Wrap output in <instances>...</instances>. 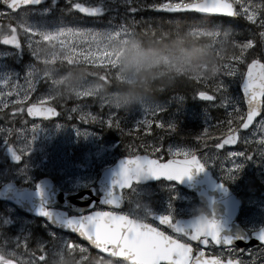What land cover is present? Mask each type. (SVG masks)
I'll return each instance as SVG.
<instances>
[{"label":"rangeland","instance_id":"rangeland-1","mask_svg":"<svg viewBox=\"0 0 264 264\" xmlns=\"http://www.w3.org/2000/svg\"><path fill=\"white\" fill-rule=\"evenodd\" d=\"M112 0H73V2L83 3L85 6H95L98 4L105 5L106 2ZM68 3L67 0H56L55 4L52 0H47L40 7L24 9L16 14H12L5 9L0 10V33L11 35L12 27H16L20 36L22 46L21 50H13L0 43V73L11 72L14 75L11 79L15 82L18 89H27L25 82V72L27 66L31 65V71L34 77L39 78L35 81L33 89L29 90V95L26 100H23L22 106L20 103L13 104L17 99V95L23 97V90L11 95L0 96V185L9 182H14L18 188H28L35 190L39 180L43 177L52 178L55 183L64 191H80L90 186L95 185L101 172L113 165L123 155L119 153L117 143L102 137V134L96 132L83 124L82 120H77L78 112H73L75 107L78 111L89 112L93 115L106 117V114L111 111L115 112L119 117H128L130 119H139L147 115L158 116L164 111L170 109L172 105L167 101H158L146 95L122 92L120 90L108 88L100 81L94 80L86 75L75 73L69 69L79 66H91L83 60H77L72 57L70 51L55 42L40 41L39 44L33 45V50L29 51L27 44L24 42V36L28 35L25 28L28 26L34 27L40 31H54L60 27H71L88 29L93 32H106L114 29L116 26L124 23L130 25L132 29L128 34L117 37L111 47L115 56V64L107 69L111 75L119 81L126 83H136L138 75L130 72H122L119 59L122 54L132 55L143 51L144 55L141 61L144 65L143 70H149L164 64L167 67H172L178 70L179 66L188 59L172 53H159L145 50L139 42V39L133 28L131 18L118 20L117 15V0L114 2V9L107 15L106 20L98 21V18H89L87 14L80 13L75 9L64 11L65 8L60 6V3ZM97 2V3H95ZM108 19V21H107ZM107 21V22H106ZM210 32L211 34H200ZM195 37H203L206 40L205 48L216 50L228 38L227 30L219 28V26H210L202 28L196 32H191ZM135 41V47L131 48V42ZM48 46L51 51L47 54H42L41 49ZM264 59V50L263 56ZM32 62H27L29 60ZM37 62L38 64H36ZM227 64L235 65V74L227 75V79L223 83V87L213 94L215 99L212 101L203 99L206 104L202 110L179 113L172 111L169 114V119L176 122L188 121L202 125L208 120L206 113L211 108L224 107L226 110L233 109L232 107L221 104L223 98L230 100H240L237 93L242 82V74L246 68H243L245 62L231 61ZM96 68H100L97 66ZM9 87L4 88L5 93L9 91ZM83 90H90L93 95L90 97L78 98L77 93ZM56 102L44 101L51 103L56 107L61 108V118L53 123L47 124L40 121H32L26 117V107L30 103L38 102L46 93ZM181 98V97H179ZM89 99H92L89 102ZM72 100L74 103L68 105L67 102ZM216 101H218L216 103ZM101 102L106 105L101 106ZM148 108L145 113L142 109ZM14 108H20V111L14 112ZM159 109L153 112V109ZM104 113V114H103ZM22 116V118H21ZM69 116L72 118L69 119ZM264 116V115H263ZM165 119V117H164ZM90 121V120H89ZM260 121V120H259ZM242 136H248L253 140L251 145L241 144V147L233 151H251L258 145L255 144V139L259 137V130L256 125ZM41 124V130L35 134V139L32 143L31 153L19 165L10 164L8 159L3 156V138L8 137L10 143L19 148L25 142L26 136H31V124ZM90 123V122H88ZM58 124L66 125L65 128L57 127ZM76 125L81 131L87 130L91 134L88 137L77 138L71 130V126ZM51 128L52 134H49ZM17 129H22V132H17ZM11 130V134H8ZM257 133L256 138H253L252 132ZM19 137V138H18ZM169 145H180L170 143ZM168 145V146H169ZM167 146V148H168ZM167 148L165 152L158 156L163 160L168 157ZM210 155L217 154L219 159L213 164L210 169L214 171L217 177H220L221 169L219 163L222 161L225 168L230 167V162L224 159L228 151L216 150L207 151ZM249 160L244 164L241 172L236 179L229 181L238 191L243 189L241 180L246 172V179L253 175L252 183L254 182L260 187L257 197L247 200L246 212L250 213L243 219L250 226V230H258L264 224V159ZM26 166V172L20 173L18 169ZM42 174L43 177L38 175ZM175 199L172 202L173 211L176 218L189 217L184 212L189 207V213L197 215L199 212H204L203 208L197 202L196 198L174 185ZM253 189H248L252 192ZM139 196H133L131 192L127 194V204L125 212L132 216H141L145 222H149L150 215L146 212L150 210L152 213L167 214L170 193L164 186H144L137 187ZM4 220L7 223H2ZM15 225V230L13 226ZM10 227V228H9ZM38 227L45 237L36 240L38 253L29 248V240L34 233V228ZM50 233H55L56 237L50 236ZM27 234L25 244H20L19 240L24 239ZM74 241L80 244L87 251L83 253L85 259L92 252L91 249L84 243L77 241L75 238L57 232L51 229L45 222L38 221L35 218L26 216L19 212L13 205L0 202V252L9 258V264H64L67 260L68 253L77 258L78 264L83 260L79 249L62 246L61 243ZM43 247L44 260L40 261L41 248ZM224 251V257L227 258V252L224 249L211 247L209 255H215L216 251ZM12 252L14 255H9ZM233 258L242 259L247 264H264V250H251L245 255H240L238 251L233 249Z\"/></svg>","mask_w":264,"mask_h":264},{"label":"snow or ice","instance_id":"snow-or-ice-1","mask_svg":"<svg viewBox=\"0 0 264 264\" xmlns=\"http://www.w3.org/2000/svg\"><path fill=\"white\" fill-rule=\"evenodd\" d=\"M42 0H23L21 5H35L41 3ZM56 0H52L55 4ZM70 8L64 9L69 11L75 9L80 13L90 16H96L106 11L103 4H96L95 6H85L83 3L73 2L67 0ZM0 4L8 7V0H0ZM20 5V7H21ZM237 5L239 6L237 8ZM13 8L16 6L13 5ZM147 7L157 11L165 12H195L200 14H223L229 17L241 16L247 22L258 25L259 31V47L264 50V0H157L155 3H150ZM129 12H134V7L128 8ZM132 29L130 25L121 23L114 29L106 32H93L88 29L60 27L54 31H40L34 27L28 26L24 30L28 35L24 36V42L27 44L29 51L33 50L34 44H39L40 41L55 42L62 47L67 48L72 57L77 60H83L85 63L96 68L99 66L104 71L101 73L102 78L107 80V69L115 64V56L112 51L113 41L122 35L128 34ZM200 34H211L210 32H203ZM255 34L242 42L236 41V48L238 54L229 57V60L236 62L244 61V53L249 49H253L256 44ZM0 43L11 45L15 50H21V42L17 34L13 31L11 35L7 33H0ZM226 75L232 76L235 74V65L224 64ZM14 74L11 72L0 73V96L11 95L23 90V97L17 95V99L13 104L20 103L22 106L23 100H26L29 95V90L35 86V81L39 78L33 76L31 65L27 66L25 72V82L27 89H18L15 82L11 79ZM200 82V81H198ZM205 83V82H200ZM9 91L5 93L4 88L9 87ZM223 87L221 84H215L212 92L215 93ZM241 91L243 92V105L246 110L241 112L240 102L238 100H230L223 98L221 104L226 107L230 106L235 112V118L227 120L228 129L225 133L223 125L219 137L211 144H206L205 140H211L212 134L209 133L208 127L204 131L197 134L194 139L202 148H214L219 150L223 145L235 144L240 139L243 144L251 145L253 140L248 136L240 135L241 129H247L250 124H253L254 117L264 113V59L253 57L246 65V71L242 74ZM93 93L90 90H83L77 93L78 98L90 97ZM196 95L205 100L212 101L215 99L214 95H209L206 91H197ZM44 101L56 102L47 92L45 96L38 102L30 103L27 107V113L33 117H54L57 115L56 109L51 103L45 104ZM106 105L101 102V106ZM106 114V117L100 115H93L89 112L78 111L73 108V112H78L77 120H82L87 124L89 120L100 124L102 127L107 126L116 128L122 134L124 129L121 128L117 114L111 111ZM20 108H14L13 111H20ZM145 113L149 111L148 108L142 109ZM153 109L152 111H158ZM229 117L233 116V112L228 113ZM72 117L69 116V119ZM156 124L157 128H162L165 125L159 121H152L145 119L138 122L144 125L143 131H150L149 125ZM41 124L32 123L30 131L31 136L25 137V142L17 148L9 142L8 137L3 138V146L6 153L11 156L15 164L19 165L22 158L27 157L32 150V143L35 139V134L41 130ZM57 127L65 128L66 125L58 124ZM259 130V137L256 138L257 133L252 132L255 139L254 147L251 151H228L224 159L229 160L230 167L225 168L223 162L219 163L221 169V181H232L241 172L244 164L255 159H264V116H261L259 123L256 125ZM167 129L171 131L176 130V124L169 121ZM77 138L88 137L91 133L87 130L81 131L76 125L71 126ZM0 131H3L0 129ZM22 129H17V132H22ZM11 134V130H8ZM49 134H52L51 128ZM19 138V137H18ZM147 149L150 147L153 152L159 151V147L155 144L141 145ZM130 151H132L130 149ZM168 159L166 162L160 161L156 158H150L149 155H130L123 158L117 169L112 173V179L109 184L99 193V203L108 205L111 208H119L124 195L122 189H131L133 196H139L136 185L141 184L147 180H155L163 178L166 181L174 182L165 185V189L170 193V200L168 203L167 214L156 215L150 210L146 215H152L154 220H158L160 224L166 225L171 229L175 235L167 234L161 231L158 227L151 223L145 222L141 216H132L128 212L114 211V210H93L95 208V201L88 204L82 211L73 212L69 215L67 213H53L46 207L41 206L37 209V214L43 216L46 221L53 225L69 230L71 233L77 234L83 240H86L89 245L98 249L101 253H106L107 257L100 256L93 259V264H247L242 259L233 258V242L236 239L247 241L254 237L261 246L264 247V227L258 230H249L241 235H234L231 231L225 228V219L227 217L229 202L216 201L209 199V204L212 207L210 216H192L189 213V207L184 210L189 215L187 220L176 218L173 211L172 202L175 199L174 184L183 179H191L193 175L203 173L217 162L219 157L217 154L205 152L203 155L197 151L195 147L185 145H169L167 148ZM180 157V158H174ZM26 159H24L25 161ZM24 165V162L23 164ZM20 173L26 172V166L18 169ZM135 182V183H134ZM216 184L214 187L221 193H226L224 183ZM35 192L37 196H42V189L39 185L36 186ZM93 194L97 191L92 190ZM223 204V214L218 211L216 205ZM2 223H7L4 220ZM53 238L55 233H50ZM186 237L187 239H181ZM27 234L24 239L19 240L20 244H25ZM196 241L197 245H220L227 252V258L224 257V251L217 250L215 255H205L202 248L193 249L190 242ZM62 246L79 249L80 253H85L87 250L80 244L74 241H68L66 244L61 243ZM41 248L40 261L44 260L43 247ZM243 252V249L240 250ZM9 255H14L10 252ZM118 258V259H110ZM5 258L0 254V264H4Z\"/></svg>","mask_w":264,"mask_h":264},{"label":"trees","instance_id":"trees-1","mask_svg":"<svg viewBox=\"0 0 264 264\" xmlns=\"http://www.w3.org/2000/svg\"><path fill=\"white\" fill-rule=\"evenodd\" d=\"M114 2L116 0L107 2L104 5L106 11L96 16L105 18L114 9ZM155 2L157 0H117L118 20L121 18L127 20L132 18L134 31L145 50L159 53H172L188 59V61L178 67V70L167 67L164 64H159L154 68L142 71L136 83L127 84L117 81L108 70V79H103L101 75L104 71L103 68H94L92 66L72 68L67 65L75 73L84 74L100 81L110 88H115L122 92L148 95L155 100L167 101L172 105L170 109L158 116L147 115L139 119H130L126 117L127 115L124 117L117 116L121 128L124 129L123 134L116 128L102 127L100 124L91 120L89 121L90 123H87L96 132L102 134V137L115 141L119 153L123 156L147 154L158 157L165 152V149L170 143L201 149L202 147H200L194 137L203 132L205 127H208L209 133L212 134V139L205 140L204 142L206 144L213 143L220 135L221 125H223V131L225 133L227 132V120L229 118H235L233 109L226 110L224 107L211 108L206 113L208 118L206 123L199 125L188 121L176 122L175 131L167 129V123L171 121L169 114L172 111L179 113L197 111L205 107L206 102L199 98L196 92L202 90L206 91L209 95H213L215 93L212 92V88L215 84L223 85L227 79V75L225 74L226 69L223 68V65L234 61L229 60V57L238 54L236 41L242 42L255 34L256 44H254L253 49H249L244 53V69L253 57L261 58L263 56V50L259 47L260 29L258 25L247 22L243 17L237 20H219L201 17L196 14H157L153 12L152 8L147 7L148 4ZM256 2H259V0H256ZM60 6L66 9L70 8L69 3L62 2ZM3 7L4 4H0V10ZM129 7H134L135 11L129 12ZM237 7L239 6L237 5ZM210 26H219L224 31L227 30L228 38L216 50L209 49L207 51L205 48V38L195 37L191 32H196ZM208 59H211V64L206 62ZM236 93L238 98H240L241 112H243L245 111V107L240 91ZM71 101L69 100L67 104H74ZM91 101L92 99H89V102ZM229 112H233L232 117H229ZM164 117L165 119H163ZM145 119L152 121L159 120L165 126L157 128L153 122L149 125L150 131L145 132L142 130L144 127L142 123L137 126L138 122H142ZM152 144L157 145L159 151L153 152L149 147L146 153L145 147L141 146ZM43 237H45L44 233L38 227H35L34 233L28 241L29 248H33V251L38 253L36 240ZM0 254L2 253L0 252ZM3 257L5 258L4 264H9V258L5 255ZM96 257L100 256L95 252H91L87 259L83 260L80 264H93V259ZM41 264H44V262ZM64 264H78V260L74 255L68 253L67 260Z\"/></svg>","mask_w":264,"mask_h":264},{"label":"water","instance_id":"water-1","mask_svg":"<svg viewBox=\"0 0 264 264\" xmlns=\"http://www.w3.org/2000/svg\"><path fill=\"white\" fill-rule=\"evenodd\" d=\"M22 3H23V0H10L8 2L7 8L9 10H11L12 12L16 13L22 8L39 7L43 3H45V0H42L41 3L35 4V5H32V4L21 5ZM13 5H15L16 7L13 8L12 7ZM20 5H21V7H20ZM154 12L155 13H166V14L195 13V12H172V13H170V12H165V11H157L155 9H154ZM195 14L205 16V17H210V18L237 19L239 17V16L229 17V16H226L223 14H200V13H195ZM13 31L17 34V31L15 28H13ZM17 36H18V34H17ZM18 39H19V37H18ZM8 46L12 47L11 45H8ZM240 90H241V86H240ZM241 93L243 96L242 91H241ZM55 109H56L57 115L54 117H48L47 119H44L43 117H33V116H29V115L28 116L33 120L40 119L43 121H55L60 116V111L57 108H55ZM262 115H263V113H261V115H258L257 117H254L253 124H250L247 129H241L240 132L249 131L253 127V125L255 124L256 120L259 119ZM238 140H237V143H238ZM237 143L231 144V145L225 144L222 146V148L224 146L235 147L237 145ZM221 149H219V150H221ZM3 154H4V156L9 158L11 163H15L12 161L11 156L6 153V150L4 151ZM141 156H143V155H141ZM124 158H126V157H124ZM122 159L123 158L119 159L113 166L105 169L102 172L101 177L97 181V186L99 188V191H102L109 184L110 180L112 179V173L117 169L118 164ZM160 181H166V180H164L163 178H159V179H155V180H147V181H145L141 184H138V185H146L149 183L155 184V183L160 182ZM166 182L173 183V182H169V181H166ZM176 184H178L180 187L184 188L185 190H187L189 192L195 193L198 196L199 201L210 211V213H212V207L209 204V199H214L218 202L219 201H228L229 202V209H228L227 217L225 219L226 230L231 231L234 235H241V234L245 233V231L239 226V224L237 222L238 213H239V209H240V205H241L240 201H238L234 197V195L230 192V190L227 187H225L227 190L226 193H221L220 191H218L214 187V185L220 184V183H218L214 179L211 171L206 169L205 172L195 174L192 176L191 179L185 178L180 182H176ZM38 185L42 189V193H43L42 196H37L36 192L32 191V190L17 189L16 184H14V183H9V184H6L4 186H0V201L11 203V204L15 205L17 207V209H19L22 213L29 215V216L39 218V219H43L44 221H46V219L43 216H40L37 214V209L41 206L46 207L49 211H51L53 213H67L65 208L73 209L74 206H78V205L81 206V204L83 203V201L85 199H90V202L95 201L100 206H102L103 208H106V209L122 210L124 207V199L122 200L119 208H111L108 205L100 204L99 198H96L95 194L92 193V190L93 189L95 190V188H91L89 190H84V191L77 192V193H66V192H63L62 190H60L57 186H55L54 182L50 178H43L38 183ZM124 190L128 191V190H130V188L122 189L121 190L122 194H123ZM216 207H217L218 211H220L221 214H223V204L218 203L216 205ZM84 208L85 207L78 209L75 212L82 211ZM200 216H206V215L202 214ZM152 219H153V217H152ZM181 219L187 220L188 218H181ZM155 221L159 223L158 220H155ZM48 224L52 228L59 230V231H62L64 233L76 236L82 242L88 244L86 240H83L77 234L71 233L69 230L63 229V228L59 227L58 225H53L50 223H48ZM160 225L163 228H166L167 230H169L171 233H173L171 231V229L167 228L166 225H162V224H160ZM173 234H175V233H173ZM191 242L197 244L196 241H191ZM255 245H261V244L257 239L252 237L247 241L236 239L233 242V245L231 247L239 248V250L243 249V252H244L248 248L255 246ZM89 246L93 251L107 257L106 253H101L98 249H95L91 245H89ZM200 246L204 250V252H205V249L209 248L208 245H200ZM214 246H216L217 248H223V246H220V245H214ZM243 252H241V253H243ZM205 255H206V252H205ZM110 259H118V258H110Z\"/></svg>","mask_w":264,"mask_h":264},{"label":"flooded vegetation","instance_id":"flooded-vegetation-1","mask_svg":"<svg viewBox=\"0 0 264 264\" xmlns=\"http://www.w3.org/2000/svg\"><path fill=\"white\" fill-rule=\"evenodd\" d=\"M242 144V143H241ZM241 144L238 145L237 148H235L236 150L239 149L241 147ZM235 149H228V150H225V151H229V150H235ZM201 155H203L205 152H207L208 150H204L203 149H200V150H197ZM214 173V172H213ZM214 175L216 176V174L214 173ZM244 178L241 180V186L243 187V189H240L239 191L233 186L231 185V183H229V181H226V182H223L221 181V178L220 177H217V179L220 181V182H223L226 186H228L242 201V209L240 211V214H239V218H238V221L240 222V224L243 226V228H245L246 230H250L251 229V226L247 223V222H243L242 220L246 218V216L250 213L246 212V205H247V200L249 198H254V197H257L258 195V188L260 187V185H256L254 182L252 183V181L250 179L253 180V175L251 174V176L249 177V179H246V172L243 174ZM165 186L167 185V183L165 182H161L155 186ZM151 186V185H150ZM257 186V189L255 190ZM248 189H253L252 192H248ZM97 196H99L97 194ZM90 200H84L83 203L81 204V207H86L88 204H90ZM80 206H74L73 208L74 209H78V208H81ZM202 212H199L197 214H200ZM70 214H73L72 212H70ZM264 227V224H262V226L260 228ZM259 228V229H260ZM182 239H185L184 237H181ZM186 240V239H185ZM200 248L199 245L195 244L194 245V249H197V248ZM255 249H263L264 250V247H262L261 245L259 246H255L251 249H249L248 251L244 252L243 254H240V255H245L247 254L248 252H250L251 250H255ZM211 250V248L209 249V251ZM208 251V253H209Z\"/></svg>","mask_w":264,"mask_h":264},{"label":"clouds","instance_id":"clouds-1","mask_svg":"<svg viewBox=\"0 0 264 264\" xmlns=\"http://www.w3.org/2000/svg\"><path fill=\"white\" fill-rule=\"evenodd\" d=\"M135 41L131 42V48L135 47ZM51 49L48 46H44L41 49L42 54H47ZM144 55V52L134 53L132 55L122 54L119 59V65L122 72H130L139 75L143 70V63L141 61V57ZM210 56V54H209ZM208 64H211V59L206 61Z\"/></svg>","mask_w":264,"mask_h":264}]
</instances>
